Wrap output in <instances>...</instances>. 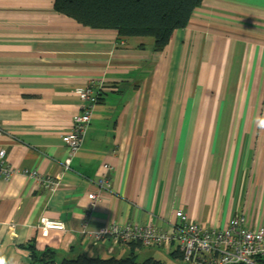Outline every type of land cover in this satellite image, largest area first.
<instances>
[{
    "label": "crops",
    "instance_id": "0c3cea01",
    "mask_svg": "<svg viewBox=\"0 0 264 264\" xmlns=\"http://www.w3.org/2000/svg\"><path fill=\"white\" fill-rule=\"evenodd\" d=\"M53 2L0 0V150L15 170L60 177L52 194L0 177L5 264H30L28 246L58 261L135 253L183 264L176 244L95 239L110 225L166 232L178 211L205 227L242 215L247 229H264V0H202L159 53L151 39L84 28ZM89 85L100 98L64 170L62 136L83 107L74 91ZM104 164L107 191L94 184ZM88 194L98 197L91 212ZM41 217L65 231L42 236Z\"/></svg>",
    "mask_w": 264,
    "mask_h": 264
},
{
    "label": "built area",
    "instance_id": "2783aa9c",
    "mask_svg": "<svg viewBox=\"0 0 264 264\" xmlns=\"http://www.w3.org/2000/svg\"><path fill=\"white\" fill-rule=\"evenodd\" d=\"M74 92L83 102V107L72 118L70 132L62 136L66 148V156L61 163L64 170L70 169L74 156L81 148L99 100V92L92 85ZM103 170L94 184L99 190L107 191L110 189L107 177L110 167L104 164ZM17 174L30 179L49 194L55 192L60 185V177L40 174L35 170H15L6 162L4 150H0V177L7 181ZM87 199V210L91 212L98 197L88 194ZM175 219L177 221L166 232L156 229L152 223L143 227L110 225L103 228L95 239L108 236L113 245L139 244L144 248L165 249L176 244L183 264H264V229H247L242 215L233 216L224 229L189 222L181 211L175 213ZM37 225L44 237L51 230L65 231L64 223L60 219L41 217Z\"/></svg>",
    "mask_w": 264,
    "mask_h": 264
},
{
    "label": "trees",
    "instance_id": "16d2710c",
    "mask_svg": "<svg viewBox=\"0 0 264 264\" xmlns=\"http://www.w3.org/2000/svg\"><path fill=\"white\" fill-rule=\"evenodd\" d=\"M201 2L202 0H54L53 10L84 28L114 31L118 39H151V50L159 53L168 45L175 31L187 26L193 11ZM138 49L143 48L139 46ZM136 247L140 245L131 244L132 249ZM28 250L31 253L30 264H162L154 259L137 262L135 253L119 259L78 256L58 261L51 250L37 252L32 246H28ZM178 259L181 260V256Z\"/></svg>",
    "mask_w": 264,
    "mask_h": 264
},
{
    "label": "clouds",
    "instance_id": "9594fccd",
    "mask_svg": "<svg viewBox=\"0 0 264 264\" xmlns=\"http://www.w3.org/2000/svg\"><path fill=\"white\" fill-rule=\"evenodd\" d=\"M259 127L264 128V119L259 121ZM0 264H5V260L2 256H0Z\"/></svg>",
    "mask_w": 264,
    "mask_h": 264
}]
</instances>
